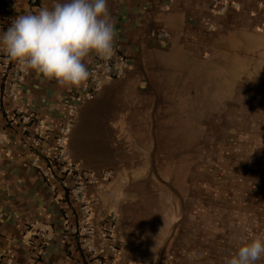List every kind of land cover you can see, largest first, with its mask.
<instances>
[{
  "label": "crops",
  "instance_id": "0c3cea01",
  "mask_svg": "<svg viewBox=\"0 0 264 264\" xmlns=\"http://www.w3.org/2000/svg\"><path fill=\"white\" fill-rule=\"evenodd\" d=\"M12 1V18L33 13L29 0ZM218 1L108 0L114 48L129 65L117 78L100 74V89L76 106L67 151L85 169L111 173L88 193L96 226L116 215L118 264H224L241 239L264 235V7L236 0L238 7L217 14ZM78 89L24 68L16 97L2 100L0 254L11 264L87 263L68 234L78 222L76 209L59 183L41 175L43 158L28 140L37 124L46 127L41 145L54 139ZM198 118L224 140L212 163L220 177L208 171L198 191L195 171L184 205L179 187L151 190L156 177L166 178L159 169L165 157L153 151L168 142L178 151L171 164L181 165V134H193L188 148L197 150ZM174 119H189L185 132ZM189 168L191 175L192 161ZM41 229L48 241L38 254Z\"/></svg>",
  "mask_w": 264,
  "mask_h": 264
},
{
  "label": "built area",
  "instance_id": "2783aa9c",
  "mask_svg": "<svg viewBox=\"0 0 264 264\" xmlns=\"http://www.w3.org/2000/svg\"><path fill=\"white\" fill-rule=\"evenodd\" d=\"M29 4L33 9V14L42 8L38 0H29ZM14 6L15 3L12 0H0V30L2 34L14 19L11 17ZM229 6L238 7V1L219 0L215 12L222 14ZM260 6L264 7V0H260ZM162 35L167 37L168 33L164 31ZM128 65L127 58L119 54L116 49L114 55L107 60L95 56L93 65L89 69L91 73L89 80L69 95L67 115L57 128L54 139L44 146L41 145L46 127L39 124L34 125L33 132L28 136L32 146L39 150V154L43 158V164L40 167L41 175L53 185L59 183L76 209L78 222L75 227L68 229V234L76 240V245L85 257L86 264H118L122 244L115 231V214H108L99 226L95 225L88 193L90 186L101 179L110 178L111 173L85 169L73 162L67 151L68 135L76 106L91 99L100 89L99 75L102 74L109 78L120 77L125 73ZM23 74L24 67L10 60L7 53L0 47V111H2V100L5 97L11 99L16 97L15 89L22 82ZM16 118V113L8 115L11 123H15ZM24 120L25 123H32L31 116H26ZM22 129L25 131L27 127L24 125ZM36 237L39 246L38 254H43V248L48 241L45 230H38ZM0 264H11L10 258L1 253Z\"/></svg>",
  "mask_w": 264,
  "mask_h": 264
},
{
  "label": "clouds",
  "instance_id": "9594fccd",
  "mask_svg": "<svg viewBox=\"0 0 264 264\" xmlns=\"http://www.w3.org/2000/svg\"><path fill=\"white\" fill-rule=\"evenodd\" d=\"M108 0H54L49 8L16 16L0 35L10 60L62 88H80L90 78L88 58L114 55L117 33ZM264 258V235L240 240L224 264H257Z\"/></svg>",
  "mask_w": 264,
  "mask_h": 264
},
{
  "label": "rangeland",
  "instance_id": "374dc122",
  "mask_svg": "<svg viewBox=\"0 0 264 264\" xmlns=\"http://www.w3.org/2000/svg\"><path fill=\"white\" fill-rule=\"evenodd\" d=\"M171 119H165V123L170 122ZM175 121H182L181 125H185L182 127L183 132H185V128H188L189 125V119H174ZM193 120V119H192ZM208 119H203V118H198V145H197V150H190L189 147V139L192 137L193 139V134L190 135L189 133H182L181 136L183 137L181 146V160L182 163L181 165H172L171 163L174 164L173 159L177 158L176 154L178 151H174L173 149L169 148V143L166 142L165 148L163 149H155L153 153L157 157H161L164 155L165 160H166V165H159L160 171L162 170V173L164 170H166V178L159 177L156 180L151 183V190L152 189H162V190H171L172 192H180L178 190H181V192H186L187 197L184 198V205H188L190 200H189V190L190 184H189V179L192 181L194 178L195 171L197 174V179H198V186L197 189L198 191L205 189V182L202 183V180L206 178V175L208 174V171L210 173L216 174L217 177H220V172L216 171L214 167L212 166L213 160L219 159L220 158V152L221 148L223 146V139L221 135L219 134L220 130L217 128H214L213 130L210 129L211 126H207L205 122ZM220 120V119H219ZM209 123V120H208ZM167 130L170 129V127H166L165 124V129ZM175 131V130H174ZM166 138L168 140V134L166 135ZM232 141V140H231ZM225 144V143H224ZM218 147L219 149L215 148ZM161 159V158H160ZM178 160V158H177ZM196 160V166L193 165V161ZM192 161V173L190 174V168H189V163ZM157 168V167H156ZM155 174H157V171L155 169ZM190 176V178H189ZM169 179V180H168ZM193 184V183H192ZM203 187V188H202ZM183 203V202H182Z\"/></svg>",
  "mask_w": 264,
  "mask_h": 264
}]
</instances>
